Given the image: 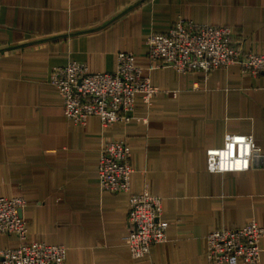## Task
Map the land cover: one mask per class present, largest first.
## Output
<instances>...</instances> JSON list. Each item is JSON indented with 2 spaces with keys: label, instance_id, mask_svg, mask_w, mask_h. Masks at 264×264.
<instances>
[{
  "label": "crops",
  "instance_id": "0c3cea01",
  "mask_svg": "<svg viewBox=\"0 0 264 264\" xmlns=\"http://www.w3.org/2000/svg\"><path fill=\"white\" fill-rule=\"evenodd\" d=\"M178 18L229 25L238 46L264 53V0H0V196L26 199L28 240L64 244V264H210L211 230L264 226V73L152 67L147 38ZM121 50L164 92L150 106L138 96L127 123L76 124L50 72L70 59L112 71ZM227 132L256 138L248 170L208 169ZM123 138L130 191L160 196L169 222L168 240L140 257L127 240L130 192L103 190L98 175L105 140ZM19 242L0 233V248ZM261 248L257 264L264 238Z\"/></svg>",
  "mask_w": 264,
  "mask_h": 264
},
{
  "label": "built area",
  "instance_id": "2783aa9c",
  "mask_svg": "<svg viewBox=\"0 0 264 264\" xmlns=\"http://www.w3.org/2000/svg\"><path fill=\"white\" fill-rule=\"evenodd\" d=\"M235 31L229 25L198 23L179 18L165 33L147 38L152 67L169 65L183 74L216 68L240 66L244 72L264 73V53L238 46ZM136 54L121 50L112 71L90 70L87 63L70 59L50 72V83L63 99L65 115L78 125H86L90 116H98L103 126L127 123L132 119L138 96L149 106L161 91L136 64ZM165 92H169L166 90ZM173 95L175 94L174 91ZM146 119V118H145ZM261 148L252 134L227 132L222 145L207 150L211 171H243L252 166ZM131 147L127 139L105 140L98 164L100 186L110 192H130L127 236L133 257L150 252L154 244L168 240L169 222L163 219L162 198L148 189L131 192L133 171ZM22 196H0V233L15 234L18 244L0 248V264H64V244L29 241ZM264 226L250 220L238 228H215L207 235L210 264H257L261 261Z\"/></svg>",
  "mask_w": 264,
  "mask_h": 264
},
{
  "label": "trees",
  "instance_id": "16d2710c",
  "mask_svg": "<svg viewBox=\"0 0 264 264\" xmlns=\"http://www.w3.org/2000/svg\"><path fill=\"white\" fill-rule=\"evenodd\" d=\"M178 19H179V18H178ZM185 19H188V18H185ZM175 22H176V21H175ZM175 22H174V23H175ZM154 33H165V32H154Z\"/></svg>",
  "mask_w": 264,
  "mask_h": 264
}]
</instances>
